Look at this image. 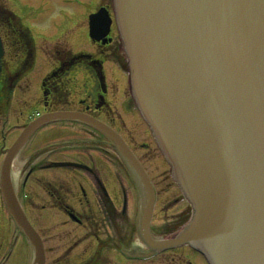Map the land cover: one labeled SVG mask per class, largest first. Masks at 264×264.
I'll return each mask as SVG.
<instances>
[{
	"label": "water",
	"instance_id": "water-1",
	"mask_svg": "<svg viewBox=\"0 0 264 264\" xmlns=\"http://www.w3.org/2000/svg\"><path fill=\"white\" fill-rule=\"evenodd\" d=\"M114 2L132 93L193 214L176 237L155 239L153 187L120 136L83 112L45 113L7 149L1 170L7 210L33 247L31 264H44V250L9 167L35 129L57 120L85 123L110 140L135 182L137 227L149 247L190 243L212 264H264V0Z\"/></svg>",
	"mask_w": 264,
	"mask_h": 264
},
{
	"label": "rangeland",
	"instance_id": "rangeland-1",
	"mask_svg": "<svg viewBox=\"0 0 264 264\" xmlns=\"http://www.w3.org/2000/svg\"><path fill=\"white\" fill-rule=\"evenodd\" d=\"M97 1L98 0H6V4L22 19L24 24L29 27L36 43L34 66L32 70L27 73L25 77L26 81L24 80L21 82L20 86H16L13 91L12 99L13 102L15 101V105L19 102L17 105H20L22 110H31L35 106H38L41 78L51 68L48 57L51 56V52L53 55L54 50L50 49V45L62 42L63 46L66 45L73 53L94 52L87 28L89 14L96 7ZM110 4H112V2H110ZM112 36L115 38L112 47H116L124 58L123 45L117 32L116 25H114ZM66 46L64 47L67 48ZM44 47H46V49L43 50ZM95 47V52H97L99 49H97V46ZM104 49L107 51V47H104ZM115 62H117L118 66L115 65L113 61L105 63L104 70L108 76V81L115 84L117 82H122V84H125L126 88H128L127 82L125 83V76L127 74L122 71L123 65L119 61ZM80 78L81 75L73 82L75 85H77L78 82L79 87ZM74 84H71V87L74 90V99L77 100V98L81 96V90L78 91V88H76ZM111 85L113 86V84ZM117 88L118 91L115 95L119 102H121L122 93L119 91L118 84ZM123 90L124 88L121 89V92H123ZM75 91L77 92L75 93ZM113 100L115 101V99ZM18 106H16V108ZM10 112H14L15 116L18 114L14 106L10 108L9 113ZM15 120V117H12V119L6 123L5 128H9L11 124L15 123ZM125 121L126 122L119 120V126L118 122L117 126L122 128L121 131L125 133L128 140L137 148L138 155L142 157L156 190L152 232L160 238L168 237L167 235L173 233L170 230V226L176 217L180 216L183 212L188 211L190 213V205L174 181L170 172V166L154 143L152 135L141 115H139L136 110L129 114V117H125ZM19 122H21V120ZM52 132H55L54 135L51 134ZM82 138H84L83 142L86 143H78L70 146L60 145V143L68 139L76 140ZM101 138L102 137L97 132L84 125L59 122L47 126L45 130L37 131L25 145L23 152L14 163L13 170L16 176L18 189L22 188L21 181L24 175L20 169L25 165L27 159L33 161L39 170L38 176L33 179L30 178L24 190L27 195L26 201L29 202V198L32 199V201L29 202V212L44 238L46 264H80L82 259L91 256L95 246L94 243L96 242L94 239L95 237L108 236L109 238L110 235L114 236L115 228H118L120 233H127V228L131 227L134 223L136 217V191L134 185L122 162L109 145L105 142L98 143L95 141H100ZM142 143H147L148 148H142ZM89 157L95 162L94 164L99 172V176L108 189L114 191L117 185L120 184L127 193L128 201L126 214L128 217L126 215L123 216L124 214L117 217L118 220L114 222L113 225L109 224V222L107 224L102 222L99 223L100 215L97 210L95 212L93 211L92 215L96 217L98 226L93 220L92 227L90 226V228L81 226L83 223H70L59 210L52 209L53 207L51 205H55V203H51V199L47 196L46 189L44 188L46 187L44 182H51L54 178L62 180L64 183L71 181L70 175L76 171L51 168L43 170V168H41L43 163L53 159H75L79 161L82 160L83 163L89 164L91 160ZM81 174L85 177H80V179L89 189L91 184L89 180H92V178L86 171L81 172ZM88 176L90 178H88ZM54 182H56L55 179ZM12 224L10 217L6 214L3 219V225L6 226L8 234L13 233ZM9 225H11L10 230ZM164 229H166L165 232ZM14 232H16V229H14ZM2 233L4 232L2 231ZM133 234L134 236L128 237L126 242L130 243L133 249L145 250V245L139 240L136 231ZM112 238L115 240V237ZM112 238L110 237L111 240H108L109 242H103L101 245L99 252L100 257H102L101 264H116L117 261H122L117 254L118 247L121 246L117 245L116 249L111 248V244H113ZM113 246H115V243ZM26 247H24V257L27 261V253L29 252L31 256V252L29 246L27 245ZM187 247L185 246L182 250L190 254L191 252ZM27 249L29 250L27 251ZM147 249L148 248H146V250ZM178 251L179 249L175 250L174 254L170 252L166 255H161L146 261L145 263L142 261H131L127 263L168 264L172 261V264H176L175 262L179 260L178 257H182ZM183 256L193 264H201L195 256L185 253H183ZM97 261H99V257L95 256L91 261H88V264ZM84 262H86V259H84Z\"/></svg>",
	"mask_w": 264,
	"mask_h": 264
},
{
	"label": "flooded vegetation",
	"instance_id": "flooded-vegetation-1",
	"mask_svg": "<svg viewBox=\"0 0 264 264\" xmlns=\"http://www.w3.org/2000/svg\"><path fill=\"white\" fill-rule=\"evenodd\" d=\"M101 1V5L105 6L111 13L112 10H110V4L108 2ZM110 13V14H111ZM113 26L114 23L111 24V30H110V43L112 44L114 41V37L112 36L113 32ZM99 47H102L104 45L97 43ZM114 52L118 53V49L115 47ZM73 63H77L76 60L71 61H64L58 65V70L60 71L59 74L55 78L51 80V84H48V87H46V90L44 91L45 94L42 96L43 105L45 108L50 107L51 104H53V99L55 97V90H58L60 85L62 83L66 82L68 79H70L69 74L71 73L70 70L72 67H76ZM80 65V63H78ZM81 66V65H80ZM94 67L92 65V62H86L83 69H82V78L83 83L81 85L82 90V96L78 99L77 103H69V105L75 106V108H79L81 110L90 112L91 114H94L98 118L106 121L108 124L114 126L117 129L119 128V120L122 121L120 114H118L115 107H112L110 100L107 98L109 94H113V87H104L102 84H99V78L97 74H95L94 70L91 69ZM78 70H76L77 72ZM100 85V89L96 90V85ZM117 89V88H116ZM101 99V100H100ZM122 108L125 111V114L127 117H129V114H131L134 110L133 102L131 101L129 95L126 91L123 92V100H122ZM128 114V115H127ZM118 122V126H117ZM127 137V136H125ZM127 139V138H126ZM102 142L103 140L100 139ZM99 142V141H98ZM128 142V140H127ZM133 149L136 151L135 146L128 142ZM142 147L148 148L147 143H142ZM90 158V157H89ZM91 159V158H90ZM73 160V159H72ZM82 160H80L81 162ZM95 162L91 159L89 161V164H87L85 167L82 168V170L76 171L77 173H71V179L72 181L69 183H60L58 185H51V187L47 190V193L49 195V198L52 202H55L62 207L64 213H67V209L69 206H72L74 208L78 209V213L80 216V220L83 223H86L88 220H93L95 224H97V219L92 214V209L96 211L98 208L101 209L105 206V209H107V214L102 218L99 219V223H108L110 219H112V216L115 212L120 211V208H118L119 205H121V213H124L122 211V204L123 200L125 198V209L127 206V196L124 191H121L119 194L117 193V197L114 201L112 197L108 198V196L105 194L102 187L96 186L100 182L99 179V172L97 171V168L94 164ZM49 163L43 164V168L49 167ZM74 171V170H73ZM88 172L90 177L92 178L89 180L91 182V185L89 186V189L86 188V186L83 184V182L80 180V177H85L81 174V172ZM35 172V175L31 177V179L38 176V171L36 166H28V169L26 171V176L23 182V186L25 185L27 179L30 177L31 174ZM78 174V175H77ZM84 174V173H83ZM88 176V178H90ZM37 179V178H36ZM93 179L95 182V186L93 185ZM69 202V203H68ZM26 206V204H24ZM30 210V209H29ZM88 211H91L88 212ZM28 218L30 221H33V218L31 217V214L29 213L28 209L26 211ZM67 215V214H66ZM6 216L5 206L2 201L1 193H0V264H27V261L24 257V247H26V244L24 243L22 235L16 230L14 232V229H16L13 226V233L8 234L7 228L5 225H3V219ZM98 225V224H97ZM11 228V225H9V230ZM4 233H2V231ZM117 239V244L127 245V243H124L125 239L120 235L118 229L114 230V236ZM114 240V239H112ZM121 241V242H120ZM127 249H131L130 244L127 245ZM27 248V247H26ZM168 251H165L166 253ZM204 264V262H202Z\"/></svg>",
	"mask_w": 264,
	"mask_h": 264
},
{
	"label": "trees",
	"instance_id": "trees-1",
	"mask_svg": "<svg viewBox=\"0 0 264 264\" xmlns=\"http://www.w3.org/2000/svg\"><path fill=\"white\" fill-rule=\"evenodd\" d=\"M0 26H1V17H0ZM8 26L11 29L10 22H8ZM10 29H8L9 31L5 32L4 34L6 36L9 48L11 47L13 51H19L20 49H23L25 58H26L25 64H29L31 61V42H30L29 37H24V35L18 34V36L23 37L24 39V43L21 44L17 37V32L15 31V29L14 28L11 30ZM22 69L24 68L21 67V64L15 65V67H13L11 70L6 71L5 75L1 77L3 78L1 82H2L3 87H5V89H4V93L0 97V100L4 98L6 91L8 90V86H7L8 79H12V78L16 79L17 77H19L20 74L23 73Z\"/></svg>",
	"mask_w": 264,
	"mask_h": 264
}]
</instances>
